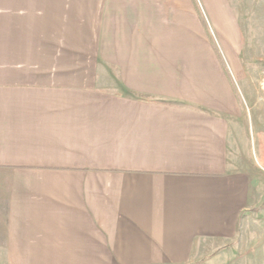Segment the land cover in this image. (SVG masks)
I'll list each match as a JSON object with an SVG mask.
<instances>
[{
  "label": "crops",
  "instance_id": "1",
  "mask_svg": "<svg viewBox=\"0 0 264 264\" xmlns=\"http://www.w3.org/2000/svg\"><path fill=\"white\" fill-rule=\"evenodd\" d=\"M244 26L228 0H0V264H264Z\"/></svg>",
  "mask_w": 264,
  "mask_h": 264
},
{
  "label": "rangeland",
  "instance_id": "2",
  "mask_svg": "<svg viewBox=\"0 0 264 264\" xmlns=\"http://www.w3.org/2000/svg\"><path fill=\"white\" fill-rule=\"evenodd\" d=\"M229 4L234 7L235 9H240L243 10V14L245 17V26L243 29L244 36L246 40L252 41L253 39H259L260 37L264 40V25L262 26H255L254 23L256 22V17L257 14L259 13V10L262 7V15L261 18L264 22V0H228ZM256 14V16H253ZM264 56V54H263ZM255 66V65H253ZM256 66L264 68V60L260 63H258ZM259 80L261 77H258ZM247 143V153H250L251 150L249 148V138L246 141ZM263 222V221H262ZM264 228V226H263ZM264 232V230H263ZM249 246V245H248ZM252 254V255H251ZM260 253L259 252H251L250 256L248 259H243L240 258L241 260L239 261L238 264H263V262L260 260L258 257ZM253 255L256 258V260L253 261ZM254 258V259H255Z\"/></svg>",
  "mask_w": 264,
  "mask_h": 264
}]
</instances>
